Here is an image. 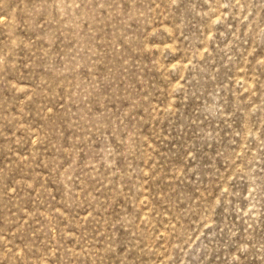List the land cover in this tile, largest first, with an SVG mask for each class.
I'll list each match as a JSON object with an SVG mask.
<instances>
[{"label":"rangeland","instance_id":"1","mask_svg":"<svg viewBox=\"0 0 264 264\" xmlns=\"http://www.w3.org/2000/svg\"><path fill=\"white\" fill-rule=\"evenodd\" d=\"M0 264H264V0H0Z\"/></svg>","mask_w":264,"mask_h":264}]
</instances>
